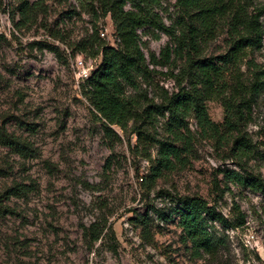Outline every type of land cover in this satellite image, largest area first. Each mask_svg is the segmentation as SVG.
<instances>
[{"label": "rangeland", "instance_id": "rangeland-1", "mask_svg": "<svg viewBox=\"0 0 264 264\" xmlns=\"http://www.w3.org/2000/svg\"><path fill=\"white\" fill-rule=\"evenodd\" d=\"M45 1L47 13L19 30L18 3L0 0V129L33 150V157H23L0 143V204L11 212L0 215V264H264V196L228 186L225 171L239 169L227 149L215 141L198 142L192 164L166 175L148 193L140 178L146 180L151 164L134 154L137 137L114 128L121 141L106 138L73 68L78 57L89 64L77 48L95 31L102 39L101 30H107L112 39L111 16L77 0ZM160 1L170 25L176 0ZM140 34L147 56H159L169 42L165 34L159 39ZM222 40L208 54L219 53ZM257 59L264 63V48ZM156 70L151 96L162 89L175 92L171 71ZM207 107L215 124L225 122L221 103ZM253 118L247 131L263 151L264 100ZM251 165L264 178V161ZM12 188L20 195H8ZM165 193L200 196L225 217L229 224H215L221 239L215 255L193 260L181 243L178 219L156 218L151 208L173 207ZM147 215L154 219L150 241L139 222ZM240 215L245 225L239 226ZM95 231L102 233L97 243Z\"/></svg>", "mask_w": 264, "mask_h": 264}, {"label": "trees", "instance_id": "trees-1", "mask_svg": "<svg viewBox=\"0 0 264 264\" xmlns=\"http://www.w3.org/2000/svg\"><path fill=\"white\" fill-rule=\"evenodd\" d=\"M15 1L19 30L47 13L45 0ZM77 1L93 10L96 5L103 16L110 15L119 40L118 49L112 48L95 31L79 44L77 49L86 58L103 56L101 65L86 80L82 95L96 117L100 116L107 139L121 141L114 128L125 136L137 137L134 154L151 164L143 180L145 190L151 193L166 175L188 168L198 142L209 140L226 148L227 158L239 169L225 171L228 186L264 196L263 175L251 165L254 163L256 168L264 161V149L260 150L247 131L264 100V63L257 59L264 48V4L254 0H176L177 12L167 25L160 0ZM140 31L154 39L161 34L168 37L159 56L146 55ZM220 38L221 51L208 54ZM54 52L58 54L59 50ZM159 66L171 71L175 92L162 89V93L151 96L149 91L157 87L155 74ZM216 101L224 108L223 124H215L209 117L208 102ZM190 121L196 123L195 131ZM260 134L264 138V127ZM0 143L20 156L33 157L31 147L4 128L0 129ZM18 191L12 188L8 195H20ZM164 195L173 207L151 208L156 218L163 223L178 219L181 243L193 260L215 255L221 244L214 232L215 224H229L225 217L200 196ZM7 213L11 212L0 204V215ZM139 222L143 238L153 239L154 219L147 215ZM245 223V215H240L239 226ZM93 236L97 243L102 233L95 231Z\"/></svg>", "mask_w": 264, "mask_h": 264}, {"label": "built area", "instance_id": "built-area-1", "mask_svg": "<svg viewBox=\"0 0 264 264\" xmlns=\"http://www.w3.org/2000/svg\"><path fill=\"white\" fill-rule=\"evenodd\" d=\"M101 37L103 40L107 41V40H111L110 43H108V45L112 48L118 49V43L119 40L117 38L116 35V30H114L113 34H112V39L109 38V33L107 30H104L100 32ZM102 59L103 56L100 55L99 57L95 58V59H89L90 62L87 65L83 59L81 57H78L77 60L75 61V63L73 64V68L75 70V74H76V79L79 83V81H82L83 83L86 82V80H88L92 73L98 69V67L101 65L102 63ZM144 178H140V181L143 182Z\"/></svg>", "mask_w": 264, "mask_h": 264}]
</instances>
